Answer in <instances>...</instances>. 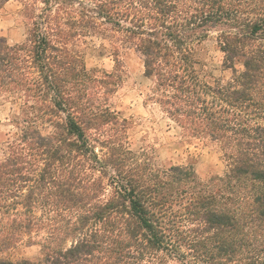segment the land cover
<instances>
[{"label": "trees", "instance_id": "1", "mask_svg": "<svg viewBox=\"0 0 264 264\" xmlns=\"http://www.w3.org/2000/svg\"><path fill=\"white\" fill-rule=\"evenodd\" d=\"M16 1L26 38L0 36V102L16 129L1 146L0 253L30 239L41 258L0 264H264V0ZM211 31L225 79L199 58ZM93 38L111 72L88 69ZM129 50L150 100L218 146L223 176L134 150L111 104Z\"/></svg>", "mask_w": 264, "mask_h": 264}, {"label": "rangeland", "instance_id": "2", "mask_svg": "<svg viewBox=\"0 0 264 264\" xmlns=\"http://www.w3.org/2000/svg\"><path fill=\"white\" fill-rule=\"evenodd\" d=\"M21 2L11 0L0 3V36L11 45L21 44L26 38L27 22L21 15ZM218 31H211L201 45L199 58L206 63L208 74L225 79L231 72L223 68V53L220 50ZM86 50V65L89 70L111 72L113 57L100 49L98 38L89 39ZM124 82L112 98V107L121 117L131 121L130 140L136 151H145L154 161L168 167L180 165L194 168L198 177L207 181L214 176H223L226 162L218 146L207 141L183 135L180 127L171 121L161 106L150 100L152 82L144 75L140 55L129 50L123 54ZM241 69V65L237 66ZM15 108L9 102H0V154L1 146L11 141L16 132L11 122ZM0 258L20 262L37 261L41 248L30 239H25L14 249L0 253Z\"/></svg>", "mask_w": 264, "mask_h": 264}]
</instances>
